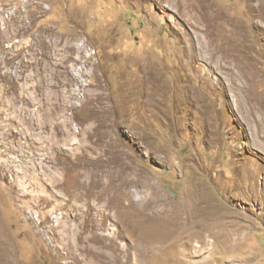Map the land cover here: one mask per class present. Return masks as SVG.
<instances>
[{
	"label": "rangeland",
	"instance_id": "obj_1",
	"mask_svg": "<svg viewBox=\"0 0 264 264\" xmlns=\"http://www.w3.org/2000/svg\"><path fill=\"white\" fill-rule=\"evenodd\" d=\"M251 90L264 0H0V264H264Z\"/></svg>",
	"mask_w": 264,
	"mask_h": 264
},
{
	"label": "bare ground",
	"instance_id": "obj_2",
	"mask_svg": "<svg viewBox=\"0 0 264 264\" xmlns=\"http://www.w3.org/2000/svg\"><path fill=\"white\" fill-rule=\"evenodd\" d=\"M224 38L225 37H222V39H221V41H222V44H221V47H220L221 51L224 50V49L225 50L228 49L227 47H223ZM207 47H210L211 50L210 49L209 50L212 51V52H214V50H217V48H218V46L212 45L210 43L207 45ZM222 55H223V53H222ZM249 93H250L249 101H251L250 104H252V107L256 108V110L257 109H261V110L263 109L264 110V91H262V92L254 91L253 92V90H251V92L249 91ZM104 192L106 193V191H104ZM196 199H197V203H195L196 204L195 207L192 208V210L190 211V213L187 215L186 218L182 216L183 218H185L184 220L183 219L182 220L184 221L186 226L189 225L191 233L201 232L206 237L209 234H211L209 232L211 231L212 227L214 226L215 220H217L216 217H217L218 213H216L217 211H215L214 209L210 208L211 204L209 202H207V200H204V199L201 200L199 198H196ZM157 210L164 212L163 208H159ZM215 213L217 215H215ZM225 218H226V216H225ZM202 223L204 224V227H205L206 230L202 227ZM83 226L85 228H93V221H91L90 219H86V223L84 222ZM240 226H242V227H240V229H242L243 225H240ZM235 230L236 229L234 228V225H232L231 226V230L228 233V237H230L232 235V232H235ZM205 233H207V234H205ZM80 237H81V235L79 236L78 239H80ZM80 255L86 256V257L95 258L99 262H101L102 264H119L117 261H114V260L110 259L109 256L104 254V253H96V252H94V250L91 249L90 246L88 245L87 241H85L80 246L71 247L69 250L66 251V253H64L63 255H60V258L61 259H65V260H69L70 259V260L73 261V264H80L79 263Z\"/></svg>",
	"mask_w": 264,
	"mask_h": 264
}]
</instances>
